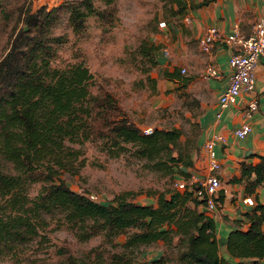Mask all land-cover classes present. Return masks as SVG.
<instances>
[{"label": "trees", "instance_id": "trees-1", "mask_svg": "<svg viewBox=\"0 0 264 264\" xmlns=\"http://www.w3.org/2000/svg\"><path fill=\"white\" fill-rule=\"evenodd\" d=\"M112 1H105L110 10L99 11L93 9L92 0H81L71 7L69 23L80 31L91 12L108 18ZM175 1L178 12H182L185 3ZM208 1L191 3L190 7ZM59 7L43 5L31 10L29 4L18 5L6 49L0 56V257L15 254L21 244L60 216L79 239L102 232L111 241L125 231L122 246L133 251L158 240L169 245L177 236V261L181 264H233L219 255L215 219L203 209V199L194 195L193 186L160 191L155 204L135 202L130 191L117 194L114 203L105 204L73 191L60 177L61 170L77 169H72V160L78 150L68 151L65 140L90 136L94 116H100L94 112L99 106L114 111L105 125L115 154L124 150L125 143H131L138 156L153 161L174 180L190 177V171L177 167L180 162L190 167L193 160L189 150L185 157L180 150L178 156L173 155L181 136L178 128H154L145 133L127 118L109 92L91 94L88 80L92 75L81 62L64 68L51 65L55 50L49 32ZM157 48L151 46V50ZM179 73L176 69L163 72L169 79L179 77ZM188 80L184 78L183 83ZM241 172L242 177L255 174L246 187L249 194L264 183V155L254 165L242 162ZM39 180L43 182L40 190L29 196V185ZM222 199L220 195L219 201ZM232 223L234 227L226 237L228 254L236 264L248 260L250 264H264V202H258ZM99 255L88 261L67 255L58 264H118L122 258L114 253L105 261Z\"/></svg>", "mask_w": 264, "mask_h": 264}, {"label": "rangeland", "instance_id": "rangeland-1", "mask_svg": "<svg viewBox=\"0 0 264 264\" xmlns=\"http://www.w3.org/2000/svg\"><path fill=\"white\" fill-rule=\"evenodd\" d=\"M80 1L0 0V56L6 49L18 5L29 4L31 10L43 5L48 8L60 6L49 32L55 50L51 65L64 68L81 62L92 75L88 80L91 94L109 92L141 131L145 127L152 130L178 128L181 136L173 155L178 156L180 150L185 157L189 150L193 164L185 167L180 162L177 168L195 175L200 169H195L194 165L199 167L205 160L199 139L200 120L208 94L199 92L189 83L191 77L199 76L203 62L197 61L189 68L181 65L185 68L183 72L180 66L168 70L180 72L175 79L165 77L163 72L167 70L169 59L163 56L160 39L166 27L180 23V17L187 13L186 6L178 12L179 4L175 0H113L108 5L112 8L108 18L102 19L96 11L91 12L85 17L84 27L77 31L72 28L68 16L71 7ZM105 1L92 0L93 9L110 10ZM160 21H164L165 26L160 27ZM153 45L158 48L151 50ZM184 78L189 80L183 83ZM94 112L100 116H94L90 136H80L76 141L65 140L68 151L78 150L77 156L72 157V169L77 168V171L60 172L70 189L88 196L94 194L97 197L94 201L105 204L114 203L115 196L125 191L132 192L131 198L135 202L155 204L157 193L175 187L172 175L155 167L153 161L138 156L131 143H125L124 150L115 154L109 127L105 125L106 118L109 119L114 111L99 106ZM201 177L203 179L204 175ZM42 184L40 180L31 183L29 196L33 197ZM220 217L225 219L222 215ZM126 235L124 231L110 241L99 232L88 239H79L74 229L56 216L37 235L21 244L15 254L0 257V264H58L67 255L78 261H88L87 258H94L96 254L109 261L114 253L122 255L118 264H154L152 260L160 256L163 260L156 264H181L177 261L180 248L177 236L169 245L158 240L131 251L122 246ZM218 253L236 264V260L230 255L225 256L219 247Z\"/></svg>", "mask_w": 264, "mask_h": 264}, {"label": "crops", "instance_id": "crops-1", "mask_svg": "<svg viewBox=\"0 0 264 264\" xmlns=\"http://www.w3.org/2000/svg\"><path fill=\"white\" fill-rule=\"evenodd\" d=\"M185 1L187 13L180 17V23L163 30L160 37L163 43L162 53L164 48L169 52V56L163 53V56L169 59L166 65L167 70L178 69L179 66L180 69L184 68L181 65L189 68L197 61L203 62V66L200 65L199 76L191 77L189 85L196 86L199 92L208 94L200 120L201 153H203L201 143L210 134L219 132L225 137L224 143L216 145L215 152L220 162V169L216 174L227 192L222 194V202L213 218L216 223L218 247L225 256H229L226 249V237L234 227L232 221L241 219L242 213L250 211L258 202H264V183L258 184L252 192L247 194V184L255 178V174L251 172L249 176L241 175L242 162L254 165L258 163L260 156L264 155V56L260 58L256 67L254 91L249 94H240L234 104L222 111L220 118H215L218 97L228 80L229 46L215 42L210 52H203L199 48V39L209 25H216L223 33H229L233 25L238 24L241 32L249 33L252 24L264 8V0H210L207 4L194 8H191L190 4H196L201 0ZM185 16H188L189 20H185ZM207 62L216 65L222 74L220 78H206L202 75ZM251 95L258 99V109L248 118H244L243 108ZM244 120L251 124L252 130L245 137L237 138L234 135V129ZM204 157L205 160L199 164V167L194 165L195 169H200L195 174L199 178L203 175L205 177L208 173L207 157L206 155ZM247 195L254 198V205L242 202V198ZM220 215L225 219H221Z\"/></svg>", "mask_w": 264, "mask_h": 264}, {"label": "built area", "instance_id": "built-area-1", "mask_svg": "<svg viewBox=\"0 0 264 264\" xmlns=\"http://www.w3.org/2000/svg\"><path fill=\"white\" fill-rule=\"evenodd\" d=\"M189 20L188 16L184 17ZM159 26H165L164 21L159 22ZM215 42H221L229 46V55L227 58L228 80L217 100V108L214 113L215 118H220L221 113L228 106L234 104L238 96L242 93H251L255 87V71L260 61L264 56V8L255 22L249 33H243L238 24H234L232 31L223 33L216 25H209L205 28L202 36L199 39V48L203 52H210ZM163 53L169 56L166 48ZM182 72L185 68L181 67ZM202 75L206 78H220L222 76L220 70L211 62H207L203 68ZM258 109V99L251 95L248 97L243 108L244 118H248ZM252 130L251 124L244 120L234 129V135L237 138L245 137ZM145 133L152 131L151 127L143 129ZM225 137L219 132H213L201 143V149L207 157L208 173L202 179L191 174L187 180L176 179L175 187L184 189L186 186H193L194 195L203 199V209L215 215L221 202L219 196L227 192L223 186L221 179L216 174L220 169V162L216 156L215 147L219 143H224ZM193 175V176H192ZM92 200L97 197L90 194ZM242 202L247 205H254V198L247 195L242 198Z\"/></svg>", "mask_w": 264, "mask_h": 264}]
</instances>
